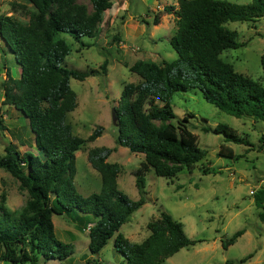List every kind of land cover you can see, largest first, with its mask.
Wrapping results in <instances>:
<instances>
[{
    "label": "trees",
    "instance_id": "obj_1",
    "mask_svg": "<svg viewBox=\"0 0 264 264\" xmlns=\"http://www.w3.org/2000/svg\"><path fill=\"white\" fill-rule=\"evenodd\" d=\"M175 1L176 5L164 6L163 11L174 16L175 32L170 44L177 58L124 63L140 81L124 83L113 108L116 144L144 156L133 172L137 200L118 188L121 166L108 161L114 147L88 150L87 160L100 174L101 187L87 196L77 191L75 152L84 139L74 135L66 121L67 113L77 106L70 79L83 81L97 71L62 65L71 49L59 34H70L79 47L92 46L94 43L82 38L95 37L103 13L112 7V0H27V3L12 0L13 12L26 14L27 21L0 14V39L20 67L19 78L6 68V77L1 82V103L12 106L28 120L37 150V153L21 152L9 140L0 157V168L9 172L27 193L25 202L16 209L8 208L0 194V263L36 264L40 256L46 260L69 257L72 245L57 239L52 215H71L74 211L92 217L86 220L77 217V227L88 230V248L92 254L99 253L108 239L114 237V248L124 257L117 264H162L181 248L198 241L187 236L182 223L165 211L147 222L149 234L140 242L129 241L119 229L146 201V171L151 168L155 175L172 180L184 170L191 172L205 157L206 151L199 147L196 135L188 127V119L183 116L173 122L176 114L171 100L176 92L197 89L207 102L229 115L264 122V87L236 71L222 57L225 50L245 44L237 40L236 32L226 24L256 22L264 17V0L246 4L228 0ZM160 15L155 13L152 24L159 23ZM260 64L264 77V52ZM107 65L108 60L104 59L100 65L103 72ZM202 130L222 134L226 142L247 146L246 149L255 147L225 123L214 127L204 125ZM101 132L102 127L97 126L88 139L95 140ZM259 143L257 148L261 150L264 136L259 138ZM217 155L240 157L226 144L220 145ZM253 203L259 219L264 221V186L253 194ZM243 232V229L235 231L223 242V247L233 244ZM252 256L250 253L241 261Z\"/></svg>",
    "mask_w": 264,
    "mask_h": 264
},
{
    "label": "rangeland",
    "instance_id": "obj_2",
    "mask_svg": "<svg viewBox=\"0 0 264 264\" xmlns=\"http://www.w3.org/2000/svg\"><path fill=\"white\" fill-rule=\"evenodd\" d=\"M11 1L0 0V14L26 22L28 16L13 12ZM14 1L27 3V0ZM153 1L128 0V11L125 12L123 7L120 11L127 15L131 13L137 19L147 14L152 17L151 8L156 3ZM171 1L159 0L158 7L170 5ZM228 1L246 4L251 0ZM114 7H118L115 6V1ZM172 21L174 16L171 14L169 21L165 20L156 28L151 22L146 26L144 35L127 40L129 47L140 48L132 55H126L123 50H119V40L113 39L114 36L120 38V34L124 33L120 21L111 24L108 29L104 28L101 33H98V27L94 38H82V41L94 43L88 48L79 47L78 42L68 33L59 34L71 49L62 65L75 70L97 71L96 75L88 76L83 81L70 79V87L77 96V106L67 113L66 121L71 125L73 134L84 139L75 152L74 184L81 195L87 196L100 190V174L90 165L87 153L92 147L106 146L115 148L108 161L117 162L121 166L117 177L118 188L132 200L139 198L133 172L139 167L144 156L116 144L117 127L113 108L120 97L122 85L140 81L139 76L132 73L124 63L131 64L137 59H149L145 53L150 50L159 54H152L155 58L152 56L151 59L156 62L177 58V53L170 44V38L175 32ZM226 25L236 32L237 40L245 44L225 50L222 57L230 62L236 71L258 81L264 87L260 64V56L264 52V17L256 22H230ZM151 29L156 33L154 41L148 37ZM155 40L157 44H154ZM104 59L108 60L105 72L100 67ZM6 68L13 77L19 78L20 67L12 53L5 45H0V157L3 156L4 146L9 140L14 142L21 152L29 150L37 153L28 120L12 106L1 103V82L6 77ZM171 105L176 114L173 122L183 116L188 119V127L196 135L199 147L206 151L205 157L191 172L184 170L172 180L155 175L151 168L146 171V201L122 224L119 232L131 242H140L149 234L147 222L158 217L161 211H165L182 223L187 236L198 241L194 245L181 248L162 264H225L226 261L230 264H264V221L259 219L258 209L253 203V194L249 193L251 189L256 191L264 185V146L261 150L257 148L261 144L259 138L264 136V122L246 116L229 115L207 102L197 89L176 92ZM217 123H225L234 128L255 147L246 149L247 146L226 142L222 134L202 130L204 125L214 127ZM97 126L102 127L101 135L90 141L88 137ZM221 144L232 147L234 153L240 154V157L232 159L218 156ZM205 171L209 173L205 174ZM0 194L4 196L10 209L20 207L27 198L26 191L21 190L18 181L3 168H0ZM77 217H84V220L92 218L89 214L77 211L71 215H52L57 239L72 245L69 257L46 260L40 256L36 264L122 262L124 257L114 248V237L108 239L99 253L92 254L88 248V230L83 231L77 227ZM239 229H243V234L233 244L223 247V242ZM250 253L253 254L252 257L241 261Z\"/></svg>",
    "mask_w": 264,
    "mask_h": 264
},
{
    "label": "crops",
    "instance_id": "obj_3",
    "mask_svg": "<svg viewBox=\"0 0 264 264\" xmlns=\"http://www.w3.org/2000/svg\"><path fill=\"white\" fill-rule=\"evenodd\" d=\"M114 1H115V6H118L116 8L114 7ZM114 1L112 0V7L103 13L102 21L99 24L98 33H101V31L104 30V28L108 29V27H110L111 24H113V25L116 24L117 23L116 21H120V26L122 27L124 33H123V35L120 34V38L118 37L120 44L117 46V48L119 50H123V53L126 55H128V54L132 55L133 53H137V51L140 50V48H138V47H133V48L129 47V45L127 44V40H134L136 37L144 35V33L146 32V26L152 22V18L155 15V13H160L161 15H160L159 23L157 25L153 24L154 28L161 25L162 22H164L165 20L169 21V17L171 16V14H167V13L163 14L162 10L164 7H158L159 6L158 5L159 0L153 1L156 3L151 8L152 17H151V15L147 14V15H145L146 18L141 17L140 19L135 18L131 13L127 15V14L122 13L120 11L121 7L124 8L125 12L128 11V9H129L128 0H114ZM119 1H120V3H119ZM142 1H148V0H142ZM170 3H172L171 5H176L175 0H172ZM172 22L174 23V21H172ZM155 34H156L155 30L151 29L149 31L148 37L151 41H154ZM154 44H157L156 40H155ZM0 45H4V43L1 39H0ZM153 53H155L157 56L159 55L155 51L150 50L149 52L145 53L146 58H149V60H152L151 58L153 56L152 55ZM153 58H155V56H153ZM131 64H129V65H131Z\"/></svg>",
    "mask_w": 264,
    "mask_h": 264
},
{
    "label": "built area",
    "instance_id": "obj_4",
    "mask_svg": "<svg viewBox=\"0 0 264 264\" xmlns=\"http://www.w3.org/2000/svg\"><path fill=\"white\" fill-rule=\"evenodd\" d=\"M263 186H264V185H263ZM249 193H250V194H254V193H255V190L251 189V190L249 191Z\"/></svg>",
    "mask_w": 264,
    "mask_h": 264
}]
</instances>
